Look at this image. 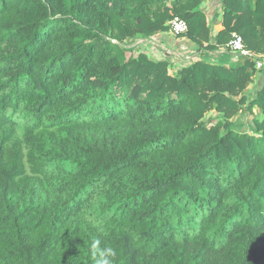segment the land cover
Instances as JSON below:
<instances>
[{
  "label": "trees",
  "instance_id": "1",
  "mask_svg": "<svg viewBox=\"0 0 264 264\" xmlns=\"http://www.w3.org/2000/svg\"><path fill=\"white\" fill-rule=\"evenodd\" d=\"M203 2L0 0V264H264V0ZM175 17L171 74L132 45Z\"/></svg>",
  "mask_w": 264,
  "mask_h": 264
},
{
  "label": "crops",
  "instance_id": "2",
  "mask_svg": "<svg viewBox=\"0 0 264 264\" xmlns=\"http://www.w3.org/2000/svg\"><path fill=\"white\" fill-rule=\"evenodd\" d=\"M202 8L205 10V13L207 14L209 22L218 18L217 21L215 22L216 25L214 29H216L217 27H221L220 25L222 21V13H223L222 0H204V2L202 3ZM218 14H219V17L217 16ZM135 43L139 45L136 48H139V47L143 48V51H141L140 53H143L157 61L164 60L165 58H162V57L166 53L169 56L172 55V53L175 56H179V55L187 56V54L193 53L198 58H200V54H195V52H193L192 50L193 47L188 42V40H186L185 38L174 37L169 32L159 33L151 37L150 39H137ZM223 53L224 52L222 50L221 52L218 51L215 53H209V55L211 56V61L212 62L220 61L221 63H224V64L229 63V62L231 63L237 62L233 59L231 54H230V57L227 58V57H224ZM173 55L171 56L172 57L171 59H172L173 64H175L176 58L173 57ZM183 59H185V57ZM177 62H180V61L177 60ZM181 69H178L177 72ZM175 73H176V70H175ZM261 83L262 81L258 79L256 81V86H259ZM251 85L248 87V93L251 90Z\"/></svg>",
  "mask_w": 264,
  "mask_h": 264
},
{
  "label": "rangeland",
  "instance_id": "3",
  "mask_svg": "<svg viewBox=\"0 0 264 264\" xmlns=\"http://www.w3.org/2000/svg\"><path fill=\"white\" fill-rule=\"evenodd\" d=\"M139 45L137 43H134L132 45V47L134 48V52L132 53L133 55H138L140 54L141 51H143V48L142 47H139V48H136L138 47ZM183 52V51H181ZM128 56L130 55V53L127 54ZM173 55V53H172ZM170 55V56H172ZM166 56H169L167 53L162 57V58H165ZM173 57L176 58V65L173 64V68L171 69L170 73L171 74H175V70L177 72L178 69H181L187 65H189L191 62L193 61H196L198 60L199 58L194 55L193 53L191 54H187V56H183V55H179V56H175L173 55ZM185 57V59H183ZM180 61V62H177ZM257 70V69H256ZM259 71V70H257ZM259 72H257L253 78V81H252V85H251V90L246 92V103L245 105H243V108L242 110L239 112V114L237 116H235L232 120L235 121V123H237V127L234 128V131H241V132H244V133H249V127H251V125L254 123L253 121L254 120H258V121H261L263 119V116L260 112V110L258 109L257 106H254L252 108V111L251 113H249L248 111H246V108H247V104H249V102H251L255 96H254V91L257 89L258 86H256V81L259 79ZM250 89V88H249ZM254 90V91H253ZM244 111V112H243ZM217 114L215 113H210V114H207V116H205V119L204 121L207 123V125H209L210 127L211 126H214L215 123H216V120H218L217 118Z\"/></svg>",
  "mask_w": 264,
  "mask_h": 264
},
{
  "label": "built area",
  "instance_id": "4",
  "mask_svg": "<svg viewBox=\"0 0 264 264\" xmlns=\"http://www.w3.org/2000/svg\"><path fill=\"white\" fill-rule=\"evenodd\" d=\"M187 31H188V25L184 20L175 17L170 21L169 33L172 36L181 37L182 35H185ZM222 51H228L229 54L232 55L235 61H237L242 56H251L245 49V45L242 40V37L237 33H232L230 41L226 45L225 50L222 49ZM263 66H264V61L260 59H256L255 61L256 69L260 70Z\"/></svg>",
  "mask_w": 264,
  "mask_h": 264
}]
</instances>
